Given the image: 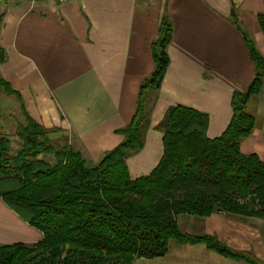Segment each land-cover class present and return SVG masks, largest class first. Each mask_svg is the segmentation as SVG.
Instances as JSON below:
<instances>
[{"label":"crops","instance_id":"crops-1","mask_svg":"<svg viewBox=\"0 0 264 264\" xmlns=\"http://www.w3.org/2000/svg\"><path fill=\"white\" fill-rule=\"evenodd\" d=\"M232 9L264 57L258 24L264 0H3L0 76L19 93L27 114L51 131L54 144L67 145L96 163L122 141L116 130L133 116L139 86L153 70L151 43L166 15L172 25L169 65L150 112L144 146L126 160L131 178L145 176L161 158L162 133L155 126L169 107L206 114L210 139L229 124L232 93L243 92L253 77L243 34L230 20ZM251 112L256 125L239 148L264 162V80ZM1 207V244L40 239L39 232ZM196 225L199 234L264 264V221L212 214ZM132 264L248 263L199 244L171 245L163 256L137 258Z\"/></svg>","mask_w":264,"mask_h":264},{"label":"trees","instance_id":"trees-1","mask_svg":"<svg viewBox=\"0 0 264 264\" xmlns=\"http://www.w3.org/2000/svg\"><path fill=\"white\" fill-rule=\"evenodd\" d=\"M230 20L243 34L253 77L243 92L232 93L229 124L210 139L206 114L169 107L155 126L162 133L161 158L148 175L134 179L126 160L144 146L169 65L172 25L166 15L151 43L153 70L139 86L133 116L116 130L122 141L96 163L67 145L55 147L51 131L27 114L19 93L0 76V95L15 99L23 117L15 130L20 141L15 153L0 121V201L41 234L34 243L0 244V264H132L163 256L171 245L199 244L225 258L258 264L248 253L178 225V216L196 217L190 228L195 229L212 214L264 221V162L239 148L256 125L251 103L264 80V57L241 30L233 9ZM258 24L264 34V13Z\"/></svg>","mask_w":264,"mask_h":264},{"label":"rangeland","instance_id":"rangeland-1","mask_svg":"<svg viewBox=\"0 0 264 264\" xmlns=\"http://www.w3.org/2000/svg\"><path fill=\"white\" fill-rule=\"evenodd\" d=\"M0 121H1L3 133L11 142L10 153L17 152L18 149L20 148V141L15 136V130H16L17 124L23 123V117L20 113V110L17 107V102L15 101V99H13L11 97H6L5 95H0ZM55 143H59L58 146H61L60 142H55ZM56 146H57V144H55V147ZM47 158H48V160L52 161L51 157H47ZM1 205L6 210H8L2 203H1ZM1 205H0V215H2L4 212ZM8 211L11 214H13L10 210H8ZM185 220H199V219L196 217L178 216V225L182 231L198 235L200 233V230H198L199 228H197V226H196L195 229L194 228L190 229L192 223L191 224L189 222L186 223ZM187 229H189V230H187Z\"/></svg>","mask_w":264,"mask_h":264},{"label":"built area","instance_id":"built-area-1","mask_svg":"<svg viewBox=\"0 0 264 264\" xmlns=\"http://www.w3.org/2000/svg\"><path fill=\"white\" fill-rule=\"evenodd\" d=\"M58 2H63V1H65V0H57Z\"/></svg>","mask_w":264,"mask_h":264}]
</instances>
